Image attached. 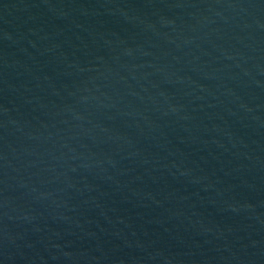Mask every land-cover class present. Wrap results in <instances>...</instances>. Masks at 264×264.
Wrapping results in <instances>:
<instances>
[{
  "label": "water",
  "instance_id": "obj_1",
  "mask_svg": "<svg viewBox=\"0 0 264 264\" xmlns=\"http://www.w3.org/2000/svg\"><path fill=\"white\" fill-rule=\"evenodd\" d=\"M0 264H264V0H0Z\"/></svg>",
  "mask_w": 264,
  "mask_h": 264
}]
</instances>
